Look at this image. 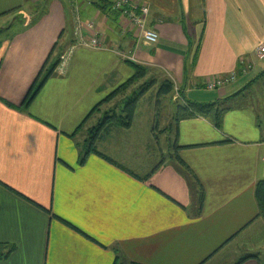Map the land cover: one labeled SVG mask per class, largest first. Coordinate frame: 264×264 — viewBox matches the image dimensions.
Listing matches in <instances>:
<instances>
[{
  "label": "crops",
  "instance_id": "obj_1",
  "mask_svg": "<svg viewBox=\"0 0 264 264\" xmlns=\"http://www.w3.org/2000/svg\"><path fill=\"white\" fill-rule=\"evenodd\" d=\"M116 1L76 0L77 12L70 0H0V31L16 29L0 50V247H14L0 264H264V0H132L150 8L154 47L138 43ZM78 19L108 51H72ZM132 64L148 72L141 84L170 81L166 98L183 102L164 120L165 157L161 100L139 119L151 90L132 127L100 134L91 150L105 114L121 108L94 110L135 75ZM187 102L227 110L222 128L177 122Z\"/></svg>",
  "mask_w": 264,
  "mask_h": 264
},
{
  "label": "trees",
  "instance_id": "obj_2",
  "mask_svg": "<svg viewBox=\"0 0 264 264\" xmlns=\"http://www.w3.org/2000/svg\"><path fill=\"white\" fill-rule=\"evenodd\" d=\"M100 9L103 11L110 10L107 4H103L100 6ZM111 12V11H110ZM115 14V13H114ZM119 15V14H118ZM1 16H5L1 15ZM0 16V17H1ZM2 35V31H0V36ZM59 43L56 44L51 56L54 55V52ZM1 48V43H0ZM49 59V60H50ZM133 65V64H132ZM56 67H52L45 78L41 80L43 75H40L36 84L34 85L32 91L29 93L24 107L27 109L35 100L36 96L44 86L45 82L48 78H50ZM135 70V75L129 79L127 82L119 86L116 90H114L104 101H102L94 110V112L98 111L102 106L109 105L111 103H117L118 107L121 108L120 113L118 114L116 111L107 112L104 116V119L100 122L98 128L94 131V136L91 139V150H93V145L95 144L97 137L100 134H108L115 128H123L130 129L133 125V121L136 115L137 107L139 101L155 86V82H147L141 84L144 79L147 77L148 72L145 68L133 65ZM139 86V89L136 87ZM137 90L133 97H130L129 94ZM175 87L172 82L166 81L161 85L158 93V101L162 98H166L174 93ZM139 91V92H138ZM123 105V107H121ZM116 106V107H117ZM227 110H222L219 108L217 103L213 104H193L191 102H187L186 107L180 108V112L176 118L177 122L182 120H189L194 118L195 116H201L209 119L217 128H222L224 116ZM180 160V159H179ZM180 162L184 165V163L180 160ZM185 166V165H184ZM202 196V200H203ZM256 200L259 208V217L264 220V181L258 183L256 188ZM14 247H7L5 245H1L0 247V262L9 258L12 254ZM246 259L242 260L239 264H242Z\"/></svg>",
  "mask_w": 264,
  "mask_h": 264
},
{
  "label": "built area",
  "instance_id": "obj_3",
  "mask_svg": "<svg viewBox=\"0 0 264 264\" xmlns=\"http://www.w3.org/2000/svg\"><path fill=\"white\" fill-rule=\"evenodd\" d=\"M38 3L40 0H34ZM70 2L75 6L76 11V0H70ZM113 12L120 15L124 19H128L134 29L135 37L139 44L154 47L159 42V35L155 30L149 28V18H150V8L145 5H139L134 3L132 0H117L112 5ZM29 21L30 19L26 17ZM77 42L72 48V51L78 48L88 49L93 51H108L109 47L105 44V39L100 32L95 29L93 23L84 24L77 20ZM117 55L122 56L124 59H131L127 54L121 52L119 49H111ZM258 55L261 60L264 59V46L260 47L258 50ZM68 61V56L62 58L60 64V72H63ZM236 81V76L233 75L227 79L214 80L206 83V89L208 91H216L224 88L226 85L234 83Z\"/></svg>",
  "mask_w": 264,
  "mask_h": 264
},
{
  "label": "rangeland",
  "instance_id": "obj_4",
  "mask_svg": "<svg viewBox=\"0 0 264 264\" xmlns=\"http://www.w3.org/2000/svg\"><path fill=\"white\" fill-rule=\"evenodd\" d=\"M5 22H6V20H4V21H0V28H5L6 27V24H5ZM15 31H16V29H12L11 31H7V32H5V31H2V35L0 36V43H1V48H2V46L4 45V43H6V42H8L9 40H10V38L13 36V34L15 33ZM1 48H0V50H1ZM56 77H58V76H56ZM149 80H146L145 82H148ZM262 82H260V84H261ZM143 84V83H142ZM139 89V86L138 87H136V89ZM159 89H160V87L157 89V90H151L148 94V98H147V100H145V101H143L142 102V104H141V112H140V116H139V119H143V117H145V115H144V113H143V111L144 112H146L147 111V109H148V106H149V103L152 101V100H155V103L157 102V98H158V93H159ZM137 90H134V92H131L130 94H129V96L130 97H133V95H134V93L136 92ZM139 92V91H138ZM111 94V93H110ZM109 94V95H110ZM108 95V96H109ZM107 96V97H108ZM106 97V98H107ZM105 98V99H106ZM172 98L171 97H169V98H166V99H161V103H160V116H161V118H162V121L160 122L161 124H160V126L158 127V126H156V131H157V133L159 134V138H160V140H159V142L161 143V147L164 149V152H165V154H164V157H165V155H166V153H168V151L167 150H169L168 149V140L166 139V138H162L161 139V137L163 136V135H161V133H162V130L165 128V124H164V120H166L167 119V116L169 115V113H171L172 112V110H174L175 112H177V110H178V106L179 105H183V102H181V101H179L178 103H173L172 102V100H171ZM118 103V102H117ZM121 107H123V105L121 106ZM167 151V152H166ZM241 254V253H240ZM243 254V253H242ZM241 256V255H240ZM238 257V258H241V257ZM238 262V260H236L235 261V263H231V264H236Z\"/></svg>",
  "mask_w": 264,
  "mask_h": 264
}]
</instances>
